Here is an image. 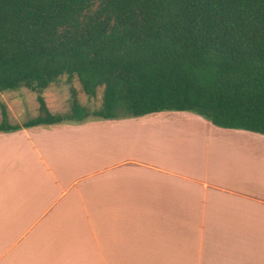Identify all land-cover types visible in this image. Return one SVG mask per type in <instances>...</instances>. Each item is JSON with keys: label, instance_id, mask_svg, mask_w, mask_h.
Returning a JSON list of instances; mask_svg holds the SVG:
<instances>
[{"label": "crops", "instance_id": "0c3cea01", "mask_svg": "<svg viewBox=\"0 0 264 264\" xmlns=\"http://www.w3.org/2000/svg\"><path fill=\"white\" fill-rule=\"evenodd\" d=\"M0 264H264V135L189 111L0 131Z\"/></svg>", "mask_w": 264, "mask_h": 264}, {"label": "trees", "instance_id": "16d2710c", "mask_svg": "<svg viewBox=\"0 0 264 264\" xmlns=\"http://www.w3.org/2000/svg\"><path fill=\"white\" fill-rule=\"evenodd\" d=\"M75 76L69 111L41 91ZM37 93V114L0 131L189 111L214 126L264 135V0H0V92Z\"/></svg>", "mask_w": 264, "mask_h": 264}, {"label": "rangeland", "instance_id": "374dc122", "mask_svg": "<svg viewBox=\"0 0 264 264\" xmlns=\"http://www.w3.org/2000/svg\"><path fill=\"white\" fill-rule=\"evenodd\" d=\"M71 89L75 90L78 102L85 106L89 111L97 109L100 106L101 87L97 89L94 97H88L82 92L75 76L69 79L65 75L60 76L48 87L44 88L40 94L51 112L67 113L70 106ZM36 96L37 93L35 91L26 88L0 92V98L6 103L9 109L8 120L10 122H16L14 116H16L19 121H25L34 117L38 112ZM93 118L95 117L88 116L82 121H68L62 123L75 125L90 121ZM105 158L106 156H101L102 161H104Z\"/></svg>", "mask_w": 264, "mask_h": 264}]
</instances>
